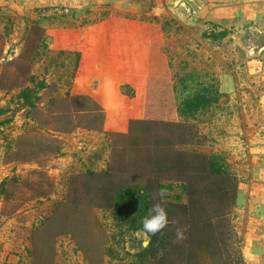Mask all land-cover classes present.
I'll return each instance as SVG.
<instances>
[{"label":"rangeland","instance_id":"1","mask_svg":"<svg viewBox=\"0 0 264 264\" xmlns=\"http://www.w3.org/2000/svg\"><path fill=\"white\" fill-rule=\"evenodd\" d=\"M147 5L140 12L111 2L93 13L58 7L41 15L54 19L51 28L12 16L0 29V255L8 252L15 264H95L99 256L100 264H141L143 229L75 199L90 183L88 170L112 163L150 171L149 163L136 162L156 150L149 121L188 125L193 137L174 142L226 168L214 133L231 97L218 91L213 65L205 63L209 49L198 52L196 34L223 51L228 33L207 22L196 33V19L158 16ZM24 87L33 89L29 105ZM248 98L242 103L257 97ZM191 100L202 105L184 115L180 108ZM153 128L168 135L160 123ZM158 182L161 199L187 200L182 180Z\"/></svg>","mask_w":264,"mask_h":264},{"label":"crops","instance_id":"2","mask_svg":"<svg viewBox=\"0 0 264 264\" xmlns=\"http://www.w3.org/2000/svg\"><path fill=\"white\" fill-rule=\"evenodd\" d=\"M143 1L0 0V29L12 16L36 20L40 26L51 28L54 19L48 20L49 24L41 17L50 7L89 9L93 13L111 2L116 8L140 12ZM145 1L152 14L164 16L175 12L178 18L196 19V33L206 29L203 23L207 22L227 31V37H234H226L223 51L217 43L210 46L199 39L198 34L196 45L200 53L209 49L204 58L206 64L213 65L209 67L210 74L218 81V91L231 97L226 108L230 113L227 112L222 129L214 133V146L223 153L226 168L237 179L233 230L244 264H264V0ZM253 95L257 97L255 103H242ZM7 253H1L0 264H15L17 260Z\"/></svg>","mask_w":264,"mask_h":264},{"label":"trees","instance_id":"3","mask_svg":"<svg viewBox=\"0 0 264 264\" xmlns=\"http://www.w3.org/2000/svg\"><path fill=\"white\" fill-rule=\"evenodd\" d=\"M31 94V87H24L20 93L28 105L32 103L29 101ZM191 101L180 108L184 115L202 105ZM134 122L144 120L135 119ZM148 123L152 125L149 145L156 150L146 160L138 158L136 162L140 166L142 162L149 163L150 171L115 169L112 163L100 171L88 170L85 176L90 183L84 185L76 203L81 201L111 209L118 217L123 216L141 229L153 205L162 204L167 211L168 224L159 232L147 233V245L136 254L141 264H244L232 225L236 176L222 166L217 157L185 150L177 144L193 137L188 125L163 120ZM159 123L168 128L167 136L163 137L153 128ZM161 177L182 180L187 200L161 199L158 193ZM82 249L86 253V249ZM101 262L102 257H97L95 264Z\"/></svg>","mask_w":264,"mask_h":264},{"label":"clouds","instance_id":"4","mask_svg":"<svg viewBox=\"0 0 264 264\" xmlns=\"http://www.w3.org/2000/svg\"><path fill=\"white\" fill-rule=\"evenodd\" d=\"M168 224V215L164 206L160 203L154 204L150 214L143 220V231L147 233H156L164 229ZM178 235H181L178 233Z\"/></svg>","mask_w":264,"mask_h":264},{"label":"built area","instance_id":"5","mask_svg":"<svg viewBox=\"0 0 264 264\" xmlns=\"http://www.w3.org/2000/svg\"><path fill=\"white\" fill-rule=\"evenodd\" d=\"M59 8H63L64 11H67L68 10L67 7H59ZM59 8L58 7H50L49 9H47V11L50 12V11H53V10H56V9H59Z\"/></svg>","mask_w":264,"mask_h":264}]
</instances>
